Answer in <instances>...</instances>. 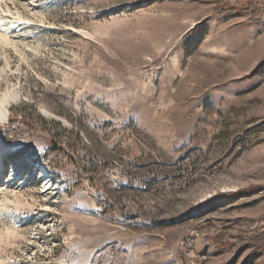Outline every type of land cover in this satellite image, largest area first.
I'll use <instances>...</instances> for the list:
<instances>
[{"label": "rangeland", "instance_id": "rangeland-1", "mask_svg": "<svg viewBox=\"0 0 264 264\" xmlns=\"http://www.w3.org/2000/svg\"><path fill=\"white\" fill-rule=\"evenodd\" d=\"M4 4L0 264H264V0Z\"/></svg>", "mask_w": 264, "mask_h": 264}, {"label": "bare ground", "instance_id": "bare-ground-1", "mask_svg": "<svg viewBox=\"0 0 264 264\" xmlns=\"http://www.w3.org/2000/svg\"><path fill=\"white\" fill-rule=\"evenodd\" d=\"M4 3H6V0H0V8H2L5 5ZM7 38L8 37H5V39ZM2 69L0 67V77H1V71L4 70ZM1 83L2 82L0 81V122H5L10 116L11 101L16 100L18 96L16 93L3 95L2 94L3 92L1 93V89L3 87ZM37 160L38 157L36 153L33 151L32 148L28 146H17L14 144H9L7 142H3L2 144H0V175H2L3 172H5V166L8 164L10 165V167L13 168V170L17 174V172L19 173V170H21L22 167H25V165L31 162H35V161L38 162ZM40 166H42V168H39V171L41 172L42 170L44 175L43 177L45 176L48 177L49 174H45L48 171V167L45 165H40ZM16 174L11 173L9 179L2 181L3 184H0V187L11 185V183H17V178L12 177V176H16ZM6 183L9 184L6 185Z\"/></svg>", "mask_w": 264, "mask_h": 264}, {"label": "trees", "instance_id": "trees-1", "mask_svg": "<svg viewBox=\"0 0 264 264\" xmlns=\"http://www.w3.org/2000/svg\"><path fill=\"white\" fill-rule=\"evenodd\" d=\"M235 9V7H229L227 10H223L224 13H229V12H233ZM252 11V8L250 9ZM222 12V13H223ZM255 14H258L259 13V9H255ZM264 246V245H263Z\"/></svg>", "mask_w": 264, "mask_h": 264}]
</instances>
